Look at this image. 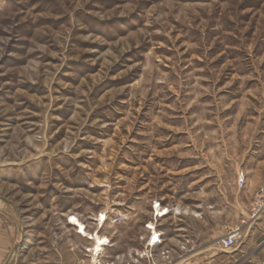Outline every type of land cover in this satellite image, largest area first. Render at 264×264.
I'll return each mask as SVG.
<instances>
[{
  "label": "rangeland",
  "instance_id": "obj_1",
  "mask_svg": "<svg viewBox=\"0 0 264 264\" xmlns=\"http://www.w3.org/2000/svg\"><path fill=\"white\" fill-rule=\"evenodd\" d=\"M181 120L195 155L223 164L207 168H224L226 193L244 191L228 176L264 129V0H0V219L13 233L0 264H264L254 194L218 227L187 202L211 196L179 197L184 179L173 190L153 160L137 165ZM155 198L168 214L149 250ZM100 213L128 219L98 228ZM69 218L107 238L98 263ZM243 221L239 247L215 248Z\"/></svg>",
  "mask_w": 264,
  "mask_h": 264
},
{
  "label": "crops",
  "instance_id": "obj_2",
  "mask_svg": "<svg viewBox=\"0 0 264 264\" xmlns=\"http://www.w3.org/2000/svg\"><path fill=\"white\" fill-rule=\"evenodd\" d=\"M158 112L156 114L159 115ZM161 115L163 117V113H161ZM164 124L167 123L164 122ZM192 124L193 122L190 121L189 125L188 120L169 123L168 127L177 129L173 133L170 132V135L174 136H172L169 146L155 149V151L152 153L153 158H144V163H139L137 165H146L148 161L153 160L155 166H159L160 168L165 169L166 173L171 174L170 179H174L175 177L176 180L173 183V186L170 187L173 190L177 189L179 181L184 179V186H180L178 189L179 193H184L180 194L179 197L195 192L202 194V196H211L212 201L208 203H205L203 201L195 202L193 198L191 199V201L187 202L191 203L192 206H194L193 204L196 203L198 209L199 207H203V205L206 204L212 210V212L217 214L218 216L216 225L218 227L219 225L224 226L226 223V212L231 215V218L233 220L242 217V215L246 212L249 199L260 187H264V129L262 128L260 131H257L256 129L254 131L253 134L256 135L258 133L260 134V136L257 138L254 135L256 137L255 141L253 142L251 140L252 142H250L251 144L249 145V149H247L246 151L247 159L244 162L239 163L240 167L237 166L238 163L236 162L233 165L235 166L233 167V171L228 176L229 179L232 178L231 180L235 182L236 174L242 170L245 173L246 180L244 191H232V194H229V192L226 193L223 185V182L226 181L227 176L224 168H217L211 171L209 170V168H207V166H214L216 162H218L219 166H222L223 164L219 163L220 160H216L215 162L204 156L198 157L195 155L196 147L193 145L194 143L192 142V136L189 133L190 129L193 128ZM260 146L263 147L262 156L259 155L260 150L256 151L258 150V147L260 148ZM242 165L243 167L241 168ZM144 168H146V166H143V169ZM128 177L127 180L129 182L130 180ZM142 180L145 181V178ZM169 183H171L172 185V181H169ZM228 198L231 201H227ZM154 200L156 202L159 201L160 207H162L161 205L164 204V202L161 201L162 199L159 200V198H155ZM163 207H166V204H164ZM192 213L199 216V213L202 214V211H195ZM12 234V230L7 229L0 219V261L3 259L4 252L11 242ZM208 240L210 239L205 238L203 241L208 243ZM251 241L252 240L249 237L244 243L246 245H250L252 244ZM262 246V251H264V245ZM216 261H219V257L213 256L211 258V262L213 263Z\"/></svg>",
  "mask_w": 264,
  "mask_h": 264
},
{
  "label": "built area",
  "instance_id": "obj_3",
  "mask_svg": "<svg viewBox=\"0 0 264 264\" xmlns=\"http://www.w3.org/2000/svg\"><path fill=\"white\" fill-rule=\"evenodd\" d=\"M244 183H245V174L243 171H240L237 174V184L239 187H242L244 185ZM153 204H154V206H153V217L151 220H149L148 222L145 223V229L148 230L149 236L145 239L144 246H145V249H149V250L154 248V247H159L161 245L162 233L156 224L157 218H160V217L168 214L167 213L165 215H162V213H164L168 209L159 208V206H160L159 201L154 202ZM156 206H158L159 210L156 209ZM262 211H264V187H260L254 193L253 200L250 204V212H251L250 217H251V219H253V220L257 219ZM101 215L104 217L103 219H101ZM127 219H128V217H127L126 213H121L119 215H114V216H109V217L106 213H100V214H98V217L96 218V222H97V227L101 228V226L104 225L107 221H109L110 224L120 225V224H125ZM79 222L83 225V230L85 231V234L80 231V228L78 227V225L71 224L69 222V219H68V223L75 228L76 233L78 235H80L81 237H87V239L92 240V239H90L91 234L86 232V225L80 220H79ZM244 224H245V221L242 222V225H236V226L232 227L227 232V234H225L222 238L215 241V243H214L215 248H217V249H230V248L236 249L237 247H239L241 245V243L243 242V240L245 239V232L243 229ZM96 233L98 234V230H94V232L92 234L94 235ZM154 237H156V238L154 239ZM107 244H108V240H107L106 245H103L102 247L107 246ZM93 248H94V246H93ZM92 249H91V251H92ZM102 250H103V248H102ZM100 252L95 254V251L94 250L92 251V256L95 257V259L94 258L93 259L95 261H97L96 263H98V255L100 254ZM143 255L147 256L145 251L142 252V256Z\"/></svg>",
  "mask_w": 264,
  "mask_h": 264
},
{
  "label": "bare ground",
  "instance_id": "obj_4",
  "mask_svg": "<svg viewBox=\"0 0 264 264\" xmlns=\"http://www.w3.org/2000/svg\"><path fill=\"white\" fill-rule=\"evenodd\" d=\"M104 217H102L103 219ZM70 220V218H69ZM71 222V221H69ZM84 233V232H83ZM91 239H93L94 241V248L92 249V251L94 250L95 251V254H97L98 252H100L102 250V246L105 245L107 243V239L106 238H103L100 237L97 233L93 235H91L90 237ZM156 237H154L155 239Z\"/></svg>",
  "mask_w": 264,
  "mask_h": 264
}]
</instances>
